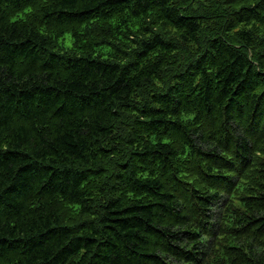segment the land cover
Returning a JSON list of instances; mask_svg holds the SVG:
<instances>
[{"label":"trees","instance_id":"16d2710c","mask_svg":"<svg viewBox=\"0 0 264 264\" xmlns=\"http://www.w3.org/2000/svg\"><path fill=\"white\" fill-rule=\"evenodd\" d=\"M0 264H264V0H0Z\"/></svg>","mask_w":264,"mask_h":264},{"label":"rangeland","instance_id":"374dc122","mask_svg":"<svg viewBox=\"0 0 264 264\" xmlns=\"http://www.w3.org/2000/svg\"><path fill=\"white\" fill-rule=\"evenodd\" d=\"M172 33V32H171ZM72 39L69 34H65L62 39V44L65 48L70 47Z\"/></svg>","mask_w":264,"mask_h":264}]
</instances>
